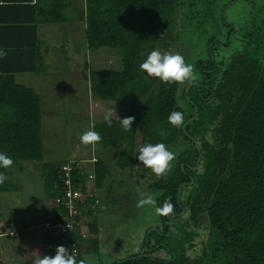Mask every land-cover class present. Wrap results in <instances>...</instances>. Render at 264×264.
Masks as SVG:
<instances>
[{"label": "trees", "instance_id": "16d2710c", "mask_svg": "<svg viewBox=\"0 0 264 264\" xmlns=\"http://www.w3.org/2000/svg\"><path fill=\"white\" fill-rule=\"evenodd\" d=\"M199 2L84 0L87 48L118 50L121 60L119 71L91 72L89 90L98 100L119 104L125 110L123 118L134 117L130 131L120 120H112L110 127L105 121L95 122L92 130L101 134L99 143L104 149H121L116 164L120 170L132 169L147 143L182 147L171 171L152 183L155 208L171 202L173 214L157 213L159 226L145 232L141 250L112 264H264V10L259 24L249 29L234 31L224 23V49L209 40L205 61L193 62L187 56L197 77L187 92L189 83L158 79L154 84L140 69L154 46L167 41L166 35L179 42L177 25L196 28L206 23L208 17L198 12ZM67 6V0H0V48L7 52L0 60V152L11 156L12 167L21 162L41 164L47 201L63 195L60 171L68 162L43 163L40 98L31 88L17 85L14 76L45 72L38 28L65 22ZM205 7L209 10L208 2ZM237 34L241 38L232 37ZM232 41L240 48H233ZM182 50L180 46L184 57ZM219 51L229 52L228 58ZM195 110L196 118L188 122ZM173 111L184 113L180 129L168 123ZM79 172H72V187L84 191L86 176ZM93 173L99 190L108 174L102 160L95 158ZM4 191L7 180L0 184ZM93 202L88 200V206ZM47 213H53L52 223L67 215L54 205ZM94 215L88 209L76 233L58 245H75L78 264L87 256L98 260L101 254ZM80 225L86 226L87 239L81 238ZM201 226L205 241L201 255L192 259L187 250L193 246L194 230ZM162 250L170 254L169 260L153 257ZM55 252L50 248L48 256Z\"/></svg>", "mask_w": 264, "mask_h": 264}, {"label": "rangeland", "instance_id": "374dc122", "mask_svg": "<svg viewBox=\"0 0 264 264\" xmlns=\"http://www.w3.org/2000/svg\"><path fill=\"white\" fill-rule=\"evenodd\" d=\"M199 1L198 12L201 17H208L206 23L196 28L193 25H182L183 28L177 25L174 32H180L179 42L170 40L166 35L167 41L156 44L155 50L180 54L178 49L182 46L186 63L192 65L191 60H206L209 40L213 39L217 46L224 49L222 45L225 44L227 30L224 23L232 25L234 31H237V28L249 29L250 25L259 24L263 17L264 0ZM207 2L209 10L205 7ZM67 3L65 22L42 24L39 28L38 38L44 56L45 72L16 74L14 80L17 85L31 88L40 98L43 163L65 164L69 161H88L91 158L105 163L108 174L102 187L97 190L99 204L94 207L95 215L92 217V222L95 219L99 227L101 254L98 260L87 256L84 264H112L139 252L145 232L159 226L155 203L137 207L141 193L150 195L155 200L156 192L152 190V183L158 176L140 162L135 163L130 170L118 169L116 164L120 148L104 149L100 143L94 147L81 143V135L92 130L95 122L104 121L103 117L108 110L113 108L119 119L125 114L119 104L98 100L89 90L91 72L112 69L119 71L121 60L118 50L87 48L85 22L82 21L84 2L68 0ZM232 37L241 38L239 34ZM240 46L239 42L232 41L233 48ZM216 54L214 50V56ZM218 54L222 58L229 56V52L219 51ZM151 79L156 84L159 78ZM119 119L113 117V121ZM139 144L138 134L137 148ZM181 149L180 145L169 148L175 155ZM20 165H23L19 166L21 172L18 167L5 169L8 191L0 192V226L2 230H8L7 237L0 241L17 243L20 250L18 249V255H10L2 247V264H36L39 256H48L50 248H57L56 234L45 227L48 223V209L53 206L54 201L46 200L41 164L21 162ZM85 167L90 169L89 164ZM47 231L51 238L48 245L45 244ZM194 231L196 235L193 246L187 250V255L192 259L201 255L205 227L201 226ZM10 232L12 235L17 234V239L8 238ZM153 257L169 260L170 254L162 250L153 253Z\"/></svg>", "mask_w": 264, "mask_h": 264}, {"label": "clouds", "instance_id": "9594fccd", "mask_svg": "<svg viewBox=\"0 0 264 264\" xmlns=\"http://www.w3.org/2000/svg\"><path fill=\"white\" fill-rule=\"evenodd\" d=\"M7 55V52L0 48V60ZM142 72L148 77L159 78L167 83H194L197 80L193 72L192 65L186 63L185 58L180 54L162 53L159 50L151 51L144 62L140 65ZM113 117L119 119L114 112V109L108 110L103 119L107 126L112 125ZM121 126L130 131L134 117H126L119 119ZM168 123L177 129H180L185 124L184 113L181 111H173L168 116ZM166 135L164 131L160 133ZM80 141L84 145L96 146L101 141V134L95 130L85 131ZM136 159L156 176H166L171 171V162L176 159L174 152L170 151L164 143H147L139 149ZM13 159L4 152H0V168L7 169L13 166ZM7 177L3 172H0V184H3ZM155 201L150 195L141 193V198L137 201V207L152 205ZM157 213L163 216L173 214L174 205L171 202H165L161 207L156 208ZM36 264H78L77 260L70 251L63 245L56 248L54 256H43L37 259ZM79 264H84L79 261Z\"/></svg>", "mask_w": 264, "mask_h": 264}, {"label": "built area", "instance_id": "2783aa9c", "mask_svg": "<svg viewBox=\"0 0 264 264\" xmlns=\"http://www.w3.org/2000/svg\"><path fill=\"white\" fill-rule=\"evenodd\" d=\"M94 163V158L82 162L69 161L61 168L60 183L64 187V193L61 197L54 201L53 205L65 210L67 215L63 216V219L60 222L52 223L51 219L53 217V213H51L48 216V223L45 226L46 229L53 231L59 238V240L56 241L57 246L60 244V241L63 240V238L72 237L76 233L79 220L86 218L87 210H93L94 207L99 204L96 195L98 189L95 187V176L93 173ZM86 164H89V170H87L88 167H85ZM83 165L84 167L82 168ZM75 170L80 172L84 171V173H82L86 176L84 191H82L80 188L72 187V172ZM92 199H94L93 204L88 206V200ZM79 230L82 239H87L89 237L86 226L80 225ZM65 248L71 250V255H76L75 245L68 244Z\"/></svg>", "mask_w": 264, "mask_h": 264}, {"label": "crops", "instance_id": "0c3cea01", "mask_svg": "<svg viewBox=\"0 0 264 264\" xmlns=\"http://www.w3.org/2000/svg\"><path fill=\"white\" fill-rule=\"evenodd\" d=\"M83 2H84V0H83ZM84 10H85V8H84V4H83V20H84V17H85ZM84 25H85V23H84ZM39 28H38V33H39ZM20 166H23V165H20ZM17 167H18V169H20L19 166H17ZM19 172H21V169H20ZM48 216H49V214L47 213V218L46 219H48ZM1 228L2 227L0 226V239L3 238V237H5L7 235V232H8V230H2ZM10 237H12L13 239L14 238L17 239V234L14 233L12 235V232H10V234L8 235V238H10ZM49 243H51V238H50V236L48 234V231H47V234L45 236V244L48 245ZM26 246H27V244H26ZM2 247L5 248V249H7V251L10 253V255H18V253H19L18 249L20 250V248H19V246H18L17 243H14L13 244V243H9V242L0 241V261H1V257H2L1 256V254H2V252H1L2 251ZM28 248L31 249L30 246H28ZM10 262H12V261H10Z\"/></svg>", "mask_w": 264, "mask_h": 264}, {"label": "water", "instance_id": "95a60500", "mask_svg": "<svg viewBox=\"0 0 264 264\" xmlns=\"http://www.w3.org/2000/svg\"><path fill=\"white\" fill-rule=\"evenodd\" d=\"M190 86H191V84H189L188 86H187V88H186V92L188 91V89L190 88ZM196 116H197V110H195V113H194V115H193V117H192V119H190L188 122H191L192 120H194L195 118H196ZM195 143V142H194ZM196 148H197V146H196ZM200 157V156H199ZM181 168H182V166H181ZM195 170V169H194ZM179 191H180V189H179ZM181 192V191H180ZM180 192H178V195L180 194ZM183 213V212H182ZM152 231H155V229H151L150 231H148V234L150 233V232H152Z\"/></svg>", "mask_w": 264, "mask_h": 264}]
</instances>
